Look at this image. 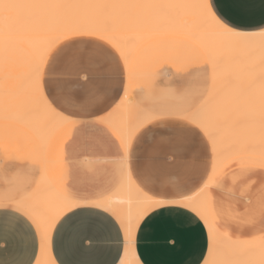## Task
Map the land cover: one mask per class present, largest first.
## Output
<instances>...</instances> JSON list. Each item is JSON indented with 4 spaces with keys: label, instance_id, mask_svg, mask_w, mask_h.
Wrapping results in <instances>:
<instances>
[{
    "label": "bare ground",
    "instance_id": "1",
    "mask_svg": "<svg viewBox=\"0 0 264 264\" xmlns=\"http://www.w3.org/2000/svg\"><path fill=\"white\" fill-rule=\"evenodd\" d=\"M81 1L63 0L65 3ZM144 1L147 4L151 1L152 4L183 6L152 8L151 13L144 14L130 11L126 16L119 9L90 8L86 19L84 8L0 9V28H3L5 37L9 27L12 33L11 46L6 42L5 50L0 54L5 60L6 72L10 63L12 76L10 81H5L3 94L0 95V119H10L27 127L39 139L48 156L55 138L66 125L63 123L71 120L48 106L41 88L49 53L73 39L96 38L111 48L115 46L126 76L135 52L147 40L163 35L189 40L206 56L211 80L207 97L184 118L191 119L192 123L203 129L202 134L211 148L212 168L203 186L186 201L203 214L212 230L214 250L209 264L258 261L261 255V235L242 237L225 230L213 215L211 197L217 181L227 171L246 165L260 167L261 164V151L264 149V117L261 109V96L264 92V35H261V31H237L234 35L214 33L209 23L200 18V10L195 7L198 0ZM27 2L31 0H0L5 6ZM26 67L30 69L23 72ZM32 78H35L33 83L30 81ZM252 92L256 94L250 100ZM249 93L248 99L246 96ZM154 118L133 102L126 90L116 106L97 119L98 123L114 132L123 151L121 160L116 161L118 170H121L120 184L111 195L98 203L116 212L128 231L138 216L156 201L134 182L127 160L134 136ZM55 121L61 123L54 127L56 132L53 133L50 126ZM48 188L46 186L40 196H30V202L20 203L22 208L34 214L44 233L54 216L74 203ZM124 264H134L130 254Z\"/></svg>",
    "mask_w": 264,
    "mask_h": 264
},
{
    "label": "crops",
    "instance_id": "2",
    "mask_svg": "<svg viewBox=\"0 0 264 264\" xmlns=\"http://www.w3.org/2000/svg\"><path fill=\"white\" fill-rule=\"evenodd\" d=\"M217 7L227 11L228 15L226 18L236 26V31L238 32H257L264 28V0H243L242 3L230 5L227 8H225L224 0H217ZM163 36L164 38L155 44L151 51L161 53L174 52L176 54L186 51L193 60L197 61L198 56H196L193 47L197 50L199 48L192 42L182 37ZM180 40L188 42L190 44V46L187 44L189 48L182 49ZM99 43L103 42L96 38L86 37L70 40L60 47L67 45L65 52H70L71 54L82 53L83 49L92 47L93 50L91 51H95L96 53V46L100 45ZM109 48L113 50L111 47ZM141 48L135 52L128 65L123 95L127 90L131 96L128 77L132 74L133 68H144L148 64L146 61L137 62L136 58ZM200 53L204 57L202 63L210 68L206 56L201 51ZM118 56L122 64L119 52ZM84 58L85 62L88 63L86 64L87 67L93 64L89 63V56L87 59L86 56ZM80 69V75L84 78V92L80 93L79 96H70V98L66 93L61 95L56 94L54 99L61 106H72L75 103V100L72 99L80 98L81 102L79 103L84 106V113H86L84 114V119H87L92 115L97 116L107 111L120 97V91L113 81L109 82L111 84L105 86V88L104 85L106 83L103 86L99 84L93 85L91 82L87 83L84 72L88 73L90 68H87V70L84 68ZM45 70L46 65L41 79L43 93ZM30 81L33 83L35 78H32ZM6 101L8 102V97ZM143 109L155 118L144 126L151 125L147 129L148 133L146 132L142 141L130 147L129 156L127 157L128 168L137 186L156 201L138 216L130 231H128L116 212L94 202V200L98 202L106 198V196L111 195L121 181V175L119 172H116L117 181L113 188L110 192L102 194L104 185L99 183L112 176L107 171H103V169L109 168L110 162L104 161L102 163V160L109 158L111 162L115 161L114 163L117 164L116 161H119L121 157L117 151L111 150L110 146H89L86 148L90 150H84V152L93 154L92 158L94 159L92 163L95 164L94 168L96 171L76 173L75 179L70 181V188H68L67 180L62 178L63 185L69 190L76 191V193L81 195V198L61 193L57 188L52 186L49 179L50 167L48 164H46L42 180L37 187V189L41 190H38L39 193L34 194L35 196H40L47 186V188L49 187L48 190L50 189L54 193L71 199L74 202L79 199L78 203L65 209L61 214L62 218L73 209H84L85 211L75 217L77 221L76 225L56 231L55 223L49 230L47 245L44 246L40 230L28 219L26 220L23 217L17 219L10 214H5L3 223L6 226V234L3 239H0V261L3 264H29L33 260L35 264H41L44 259L47 264H124L128 254H130L134 264H209L214 250L212 230L203 214L186 201V199L193 196L202 187H200L201 180L205 177L206 172H203L201 169L206 170L207 166H201L202 162L199 160L195 161L193 158L200 153V148L194 147L193 141L195 137L193 136H184L186 137V143L175 145L161 144L160 137L173 129L174 125L168 122L160 124L156 121L160 118V114H171L174 110H170L168 107H163L162 109L146 107ZM188 114H181L180 119ZM63 116L71 119L73 122L76 121L66 115ZM0 121L4 123L5 121H11L16 125L25 127L10 119H0ZM71 123L66 124L57 135L48 156L36 135L25 127L39 141L47 163L50 159L53 146L57 144L63 133L69 130L68 126ZM77 152L75 148H72L73 154ZM65 155L64 151V160H66ZM17 158L20 157H13V159ZM18 160L20 162H17V160L16 162H10V165L13 166L12 169L1 177V193L6 192V189L3 187L8 183H11L12 194V190L22 179H31L33 185L34 181L38 178L36 167L33 166L31 168L33 171H29L26 167L27 162H21V159ZM116 164L115 167L118 170ZM65 168L66 164H63L61 174ZM71 168L76 167L72 166ZM211 168L212 153L209 174ZM236 168L238 170L226 174L227 171L222 175L215 185L211 197L213 215L217 222L232 234L242 237L262 235L264 233V224L261 223L260 218L259 197L261 187L264 186V173L243 170L245 166ZM24 173L31 177H22ZM18 175L21 176L17 178L16 184L12 183ZM62 175L65 177L64 174ZM44 177H46L47 182L44 180ZM43 180L44 185L41 186ZM251 180L256 182V186H252L249 183ZM97 206L102 211H99ZM250 208L255 209V213L251 217L247 214V210ZM225 224H232L233 227L231 229L226 228L224 227Z\"/></svg>",
    "mask_w": 264,
    "mask_h": 264
},
{
    "label": "rangeland",
    "instance_id": "3",
    "mask_svg": "<svg viewBox=\"0 0 264 264\" xmlns=\"http://www.w3.org/2000/svg\"><path fill=\"white\" fill-rule=\"evenodd\" d=\"M81 2L94 3L97 2V0H82ZM118 2L147 4V2L144 0H118ZM149 4H152L151 1ZM89 9L90 8H84V19H86ZM147 9L148 8L119 10L124 12L122 15L126 16V13H129L130 11H135L137 14L152 12V8H149V10L146 11ZM163 38L164 36H158L151 38L142 44V48L139 51L136 59L138 63L141 61H146L148 64L144 68H133L132 74L130 77H128V82H130L129 85L132 101L137 105H140L142 108L154 107L155 109H162L163 107H168L170 110H174V112L171 114H160V118L156 122L160 124H165L168 122L174 125L173 129L167 131L160 137V142L161 144L175 145L186 143V137L184 136H192L186 133L182 128V125L186 122V120L180 119V116L181 114H188L190 111L197 108L207 97L211 71L210 68L202 63V59L204 58L203 55L192 45L191 47L194 48V52L196 56H198L197 61L193 60L186 51H181L180 54H176L174 52L161 53L158 51H151L152 48H154V45L159 43ZM179 42L182 44V49L189 48L190 46V44L184 40H180ZM187 44H189V46ZM100 45H103L105 48L111 50L103 43ZM91 50H93L92 47H88L85 50L83 49L82 53L78 54L65 52L63 59L60 60L49 59L46 64L45 74L43 76V89L45 95H50L52 98H55L56 94L61 95L65 93L69 98L70 96H79L80 93L84 92V78H82L80 75V68H84L86 70L87 68H90L88 73L84 72L87 83L91 82L93 85L99 84L100 86H103L106 83L107 85H104L105 88V86L111 84L109 82L113 81L119 88L120 97L107 111L102 112L97 116L92 115L87 119H84V114L86 113H84V106L79 103L81 102L80 98L72 99L75 100V103L72 106H62L66 112H73L76 114L74 116H68L76 121L73 122L72 120H68L63 123L65 125L73 122L68 126L69 130L63 133L57 144L53 146L48 163L39 141L34 135L30 133L27 128L16 125L11 121H5V123L0 121V180L2 176L6 175V173L12 169L13 166L10 165V162H16V160L18 162V159H21V162H27V170L33 171L31 168L34 166L37 168L38 172V178L34 181L33 185L31 179H22L21 182L18 183V185L12 190V194L10 188L12 187L11 183L6 184L3 187L6 189V192H0V201L10 199L15 205L19 206H21L20 203L30 202L32 200L30 196H33L35 193H39L41 190L37 189V187L42 180L46 169V164H48L50 167L49 179L53 187L57 188L61 193L81 198V195L76 193V191L69 190L68 188H70V181L75 179L77 176L76 173L96 171L94 168L95 164L92 163L94 159L92 158L93 154L84 152V150H90L87 149L89 146H110L111 150L117 151L122 158V146L115 135H113L114 132L110 131L103 124H100V122L98 123L96 119L101 118L109 113L123 95L126 81V76L124 73L125 70L120 63V60L119 67L116 68L110 61L102 56L97 55L95 51L92 52ZM84 56H86V59L89 56V63H93L89 67L86 66L88 63L85 62ZM28 69L30 68L26 67L25 72ZM250 94L251 93L247 94L246 98H248V95ZM255 94L256 93L252 92L253 96H250L251 98L249 97L250 100L254 98ZM180 109L181 111H179ZM60 123L61 121H55L50 126V129L53 133L56 132L54 127L59 126ZM150 126L151 125L149 124L137 132L131 142L130 147L139 144L142 141L144 135L148 131L147 129H149ZM193 143L194 147L200 148V153L197 155L195 154L196 156L193 157L194 160H199L202 162L201 166H207L206 170L201 169L203 172H206L204 175L205 177H203L201 180V187L208 178L210 171L211 148L206 141L205 136L201 132L195 136ZM72 148H75V150L78 152L73 154ZM64 151L66 153V160H64ZM15 156H19L20 158L13 159ZM128 156L129 153L127 157ZM121 158L119 160H121ZM110 160L111 159L106 158L103 159L102 162H110ZM63 164H66L65 170L62 172L65 177H63L61 174ZM115 164L116 163L112 162L108 165V169H103V171H107L110 176H112L99 183L104 185L102 194L110 192L117 181L116 172L121 173V170L116 169ZM72 166L76 168L72 169ZM249 169H251L252 172L259 171V167L252 165H246L243 170L250 171ZM236 170H238V168H233L226 174ZM21 175H18L12 183L16 184L17 178H20ZM23 176L31 177L26 173H24L22 177ZM62 178L67 180L68 188L63 185ZM249 183L252 186H256V182L254 180H251ZM10 195L12 196L11 198ZM79 201L80 200L77 199L73 204H70L59 211L49 223L46 233H44L38 220L30 210H27L24 207L22 208V206L21 209H26L25 211L29 216L28 220L40 230L44 246H46L51 226L57 223L65 209L74 206ZM94 202L104 208L111 210L110 208L98 203L96 200H94ZM44 262H46L45 259L41 264Z\"/></svg>",
    "mask_w": 264,
    "mask_h": 264
},
{
    "label": "snow or ice",
    "instance_id": "4",
    "mask_svg": "<svg viewBox=\"0 0 264 264\" xmlns=\"http://www.w3.org/2000/svg\"><path fill=\"white\" fill-rule=\"evenodd\" d=\"M243 0H224L225 8L230 5H238L242 3ZM183 5H174V4H140V3H130V2H115V0H97L94 3H65L63 0H31V2L27 3H18V4H8L5 6L3 3H0V9L4 7L8 8H23L28 10H48V9H69V8H95V9H137V8H162V7H181ZM196 8L200 10V18L209 23L210 29L214 33H218L220 35H234L237 34L236 26L231 23L226 17L228 15L225 9H221L217 7V0H198V3L195 5ZM38 22V21H37ZM261 35H264V28L261 29ZM10 47L12 43V33L11 27H9L8 35L5 37L3 28H0V54H2L5 50V43ZM111 43V42H109ZM58 47L54 52L49 53V59L60 60L63 59L65 55V48ZM113 50H109L105 48L103 45L96 46V53L99 56L104 57L108 61H110L116 68L119 67V58H118V50L115 49V46L112 45ZM262 63H264V56H262ZM39 71V69H36ZM12 79L11 76V66L9 63L8 71H5V60L2 55H0V95L3 94V90L5 88V81H10ZM48 106L54 111L59 112L62 115L66 116H74L76 115L73 112H66V110L58 103V101L52 98L50 95L45 97ZM261 109H262V117H264V92H262L261 96ZM181 119H185L186 122L182 125V128L186 133L195 137L200 132L203 131L200 125L192 123L191 119H187L182 117ZM252 171L251 169H249ZM259 171L264 173V149L261 151V164L259 167ZM260 218L261 223L264 224V186L261 187L260 190ZM251 203V201H249ZM99 211V206H97ZM85 211L84 209H73L70 213L65 214L64 217L61 218L60 221L56 223V231H59L61 228L65 227H73L76 225L77 221L75 217L81 212ZM255 213V209L250 208L247 210V214L251 217ZM5 214H10L11 216L19 219L23 217L24 219H29L28 214L25 210H22L19 205H15L11 200L5 199L4 201H0V239H3L5 236V224L3 223V217ZM224 227L231 229L233 227L232 224H225ZM0 264H3L0 261ZM29 264H35V261H30ZM241 264H264V233L261 235V255L258 261H244Z\"/></svg>",
    "mask_w": 264,
    "mask_h": 264
}]
</instances>
